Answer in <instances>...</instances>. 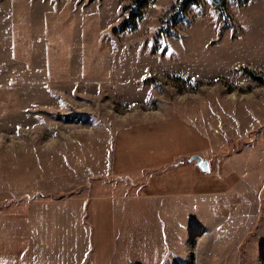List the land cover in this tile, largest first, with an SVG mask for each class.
Segmentation results:
<instances>
[{
  "label": "rangeland",
  "instance_id": "1",
  "mask_svg": "<svg viewBox=\"0 0 264 264\" xmlns=\"http://www.w3.org/2000/svg\"><path fill=\"white\" fill-rule=\"evenodd\" d=\"M133 3L0 0V264H264V0Z\"/></svg>",
  "mask_w": 264,
  "mask_h": 264
},
{
  "label": "water",
  "instance_id": "2",
  "mask_svg": "<svg viewBox=\"0 0 264 264\" xmlns=\"http://www.w3.org/2000/svg\"><path fill=\"white\" fill-rule=\"evenodd\" d=\"M188 160L191 161H195L196 166L200 169V171L207 173L209 171L208 168V162L204 159H202L200 156L198 155H192L190 158H188Z\"/></svg>",
  "mask_w": 264,
  "mask_h": 264
},
{
  "label": "trees",
  "instance_id": "3",
  "mask_svg": "<svg viewBox=\"0 0 264 264\" xmlns=\"http://www.w3.org/2000/svg\"><path fill=\"white\" fill-rule=\"evenodd\" d=\"M155 0H133V4L137 7V8H140V9H144L148 4H150L151 2H154ZM134 14H137L135 13L134 11ZM132 17H130V20H132L133 22V19H137V18H140V16L138 17V15L135 17L134 15H131ZM129 23V22H128ZM134 26V23H131L130 22V27H133Z\"/></svg>",
  "mask_w": 264,
  "mask_h": 264
}]
</instances>
